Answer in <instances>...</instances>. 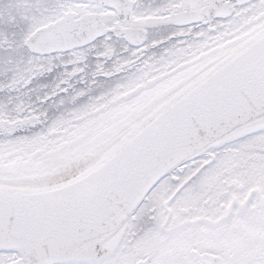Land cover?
<instances>
[{
    "label": "snow or ice",
    "instance_id": "6c2138e0",
    "mask_svg": "<svg viewBox=\"0 0 264 264\" xmlns=\"http://www.w3.org/2000/svg\"><path fill=\"white\" fill-rule=\"evenodd\" d=\"M0 264H264V0H0Z\"/></svg>",
    "mask_w": 264,
    "mask_h": 264
}]
</instances>
